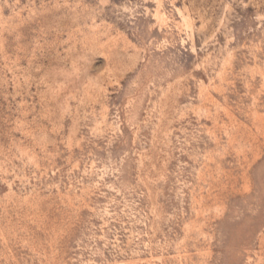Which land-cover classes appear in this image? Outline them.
Instances as JSON below:
<instances>
[{
  "label": "rangeland",
  "instance_id": "rangeland-1",
  "mask_svg": "<svg viewBox=\"0 0 264 264\" xmlns=\"http://www.w3.org/2000/svg\"><path fill=\"white\" fill-rule=\"evenodd\" d=\"M0 264H264V0H0Z\"/></svg>",
  "mask_w": 264,
  "mask_h": 264
}]
</instances>
